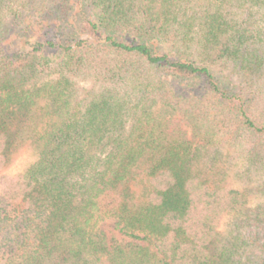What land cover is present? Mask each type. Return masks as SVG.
Here are the masks:
<instances>
[{"label":"trees","instance_id":"trees-1","mask_svg":"<svg viewBox=\"0 0 264 264\" xmlns=\"http://www.w3.org/2000/svg\"><path fill=\"white\" fill-rule=\"evenodd\" d=\"M263 12L264 0H0V261L245 264L240 238L221 240L247 205L221 157L241 149L238 179L264 172V94L230 93L215 67L264 75ZM20 150L22 172L5 173Z\"/></svg>","mask_w":264,"mask_h":264},{"label":"rangeland","instance_id":"rangeland-1","mask_svg":"<svg viewBox=\"0 0 264 264\" xmlns=\"http://www.w3.org/2000/svg\"><path fill=\"white\" fill-rule=\"evenodd\" d=\"M263 15L264 12L257 17L256 28L260 31V37L255 40L262 54H264ZM234 67L233 60L215 67V73L217 74L215 77L227 83L230 93L252 94V97H259V91L263 90L264 94V75L240 76V74H235ZM262 102L256 98L255 104H257V107L255 105L253 109L264 107V102ZM239 150L241 149H233L231 152L224 150L221 159L231 161L232 165L231 167L229 164L226 168L230 177L226 181V185L245 191L247 201L246 214L244 213L243 216L224 217L219 231L222 234V241H228L229 237H232V239L240 238L242 241V257L240 255L237 256V261H244L245 264H261L264 259V172L250 170L251 172L248 176L238 179L239 175L247 171L244 156ZM27 159L28 156L23 150L18 151L5 169V173L12 176L21 173ZM0 264H4V261H0Z\"/></svg>","mask_w":264,"mask_h":264}]
</instances>
